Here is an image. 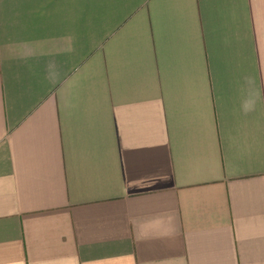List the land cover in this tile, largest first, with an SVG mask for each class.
Returning <instances> with one entry per match:
<instances>
[{"label":"crops","instance_id":"0c3cea01","mask_svg":"<svg viewBox=\"0 0 264 264\" xmlns=\"http://www.w3.org/2000/svg\"><path fill=\"white\" fill-rule=\"evenodd\" d=\"M0 264H264V0H0Z\"/></svg>","mask_w":264,"mask_h":264},{"label":"clouds","instance_id":"9594fccd","mask_svg":"<svg viewBox=\"0 0 264 264\" xmlns=\"http://www.w3.org/2000/svg\"><path fill=\"white\" fill-rule=\"evenodd\" d=\"M251 83V81H250ZM260 99V92L259 90L256 89H252L249 92V96L246 100L245 103V110H251L252 108H254L256 102Z\"/></svg>","mask_w":264,"mask_h":264}]
</instances>
